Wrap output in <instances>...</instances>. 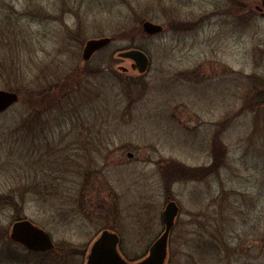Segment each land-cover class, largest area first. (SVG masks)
<instances>
[{"label": "rangeland", "instance_id": "374dc122", "mask_svg": "<svg viewBox=\"0 0 264 264\" xmlns=\"http://www.w3.org/2000/svg\"><path fill=\"white\" fill-rule=\"evenodd\" d=\"M262 1L0 0V264H83L105 229L140 258L168 198L167 264H264ZM20 220L53 252L12 242Z\"/></svg>", "mask_w": 264, "mask_h": 264}, {"label": "water", "instance_id": "95a60500", "mask_svg": "<svg viewBox=\"0 0 264 264\" xmlns=\"http://www.w3.org/2000/svg\"><path fill=\"white\" fill-rule=\"evenodd\" d=\"M264 6V1L261 2ZM143 31L148 35L160 34L162 26L149 21L142 24ZM110 38H99L88 40L83 48L81 58L89 61L91 56L108 45ZM118 58L127 59L132 62L131 69L138 73H144L149 65L147 56L138 49H131L118 53ZM126 71L127 69H120ZM19 96L15 92L0 90V114L17 103ZM178 206L174 201L167 200L166 206L161 214L164 232L150 249L149 256L134 264H164L167 251L169 233L175 224L178 215ZM9 238L12 242L19 244L29 251L44 252L54 248V243L49 234L41 227L29 220L16 221L10 228ZM86 264H129L119 255L116 246V234L105 232L102 239L97 241L90 249Z\"/></svg>", "mask_w": 264, "mask_h": 264}, {"label": "flooded vegetation", "instance_id": "af4514ba", "mask_svg": "<svg viewBox=\"0 0 264 264\" xmlns=\"http://www.w3.org/2000/svg\"><path fill=\"white\" fill-rule=\"evenodd\" d=\"M131 64H132V62H131ZM167 200L172 201V200H170L169 198H168ZM167 200H166V202H167ZM178 209H179V208H178ZM178 213H179V211H178ZM176 217H177V216H176ZM105 232L115 233V232L112 231L111 229H105V230L100 231V232L94 237V239L90 242L89 247H88V250H87V254H86V257H85V260H84V263H83V264H86V260H87V257H88V255H89V253H90V249H91V247H92L97 241H99L100 239H102V234L105 233ZM163 232H164V231H163ZM115 234H116V233H115ZM160 236H161V235H160ZM160 236H159V237H160ZM159 237H157V238L152 242V244H150V246L148 247L146 253H145L142 257H140V258H136V259H135V258H134V259H128L127 256H126L125 254H123V252H122L121 249H120V238H119L118 234H116V246H117L118 253H119V255L122 257V259H124V261H126L127 263H129V264L137 263V262L142 261L143 259H145L146 257L149 256L150 249L152 248V246L154 245V243L157 241V239H158ZM168 240H169V239H168ZM20 246H21V245H20ZM22 247H23V246H22ZM54 248H56V247L54 246ZM54 248H53V249H54ZM53 249H52V250H49V251H53ZM44 252H47V251H44ZM44 252H34V253H44ZM167 261H168V251H167V257H166V260H165L164 264H167Z\"/></svg>", "mask_w": 264, "mask_h": 264}, {"label": "trees", "instance_id": "16d2710c", "mask_svg": "<svg viewBox=\"0 0 264 264\" xmlns=\"http://www.w3.org/2000/svg\"><path fill=\"white\" fill-rule=\"evenodd\" d=\"M260 96V95H259ZM258 96V97H259ZM20 101H21V99H20ZM180 168V167H179ZM180 169H183L182 171H188L185 167H182V168H180ZM190 171V170H189ZM188 171V173H192L191 171L189 172ZM194 173V172H193ZM192 175H194V176H196V173H194V174H192ZM2 197L0 196V205L1 206H11V207H13V208H15V206H16V203H14L12 200H6V201H2ZM21 221V220H20ZM50 252H53V251H49V252H44L45 254H48V253H50ZM32 254H39V253H32Z\"/></svg>", "mask_w": 264, "mask_h": 264}]
</instances>
